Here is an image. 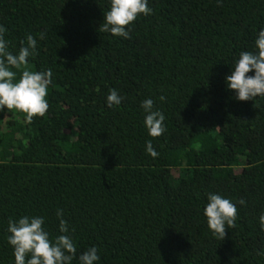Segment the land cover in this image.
Returning a JSON list of instances; mask_svg holds the SVG:
<instances>
[{
  "label": "trees",
  "instance_id": "obj_1",
  "mask_svg": "<svg viewBox=\"0 0 264 264\" xmlns=\"http://www.w3.org/2000/svg\"><path fill=\"white\" fill-rule=\"evenodd\" d=\"M110 6L0 0L8 50L31 34L27 68L52 71L45 115L0 110V264H15L10 218L43 217L54 240L57 209L72 264L93 246L95 264H264V96L240 101L225 79L257 51L264 0H148L128 39L99 30ZM112 89L122 100L108 107ZM146 99L165 116L158 137ZM210 193L237 208L223 240L204 215Z\"/></svg>",
  "mask_w": 264,
  "mask_h": 264
},
{
  "label": "clouds",
  "instance_id": "obj_2",
  "mask_svg": "<svg viewBox=\"0 0 264 264\" xmlns=\"http://www.w3.org/2000/svg\"><path fill=\"white\" fill-rule=\"evenodd\" d=\"M152 11L148 0H111L110 10L104 13V23L100 25L99 30L128 39L130 34L127 26L140 14L147 16ZM6 31L7 29L0 25V110H18L25 113L26 119L31 122L33 117L45 115L49 107L46 96L52 80V71L29 70L28 58L35 54L37 40L27 34L26 45L22 40V47L17 54H13L8 50L4 39ZM40 39H44V33L40 34ZM255 46L256 52L240 53L231 74L225 78L227 88L235 90L236 98L240 101L264 96V29L259 31ZM11 69L20 71L18 80L17 72ZM253 70L254 75H247ZM160 99L164 100L165 97L161 96ZM121 100L122 97L115 89L110 90L106 98L108 107L119 105ZM141 106L146 113L144 124L149 135L158 137L163 134L166 130L163 123L164 114L153 110L152 99L144 100ZM146 151L153 158L158 156L151 141L147 142ZM239 203L243 205L245 200L241 198ZM56 215L60 221L59 231L63 234L56 236L54 240L50 239L49 233L43 228V217L22 216L18 220L9 219L8 243L13 247L15 264H72L77 249L72 237L67 234L69 228L67 221L62 218L63 210L57 209ZM204 215L213 236L223 240L226 236L225 229L235 227L237 208L229 199L210 193ZM259 223L264 230V213L260 215ZM99 259L98 250L94 246L79 256L80 264H95Z\"/></svg>",
  "mask_w": 264,
  "mask_h": 264
}]
</instances>
